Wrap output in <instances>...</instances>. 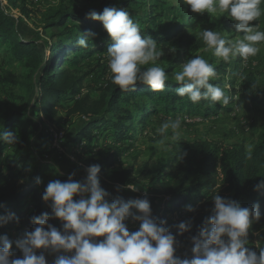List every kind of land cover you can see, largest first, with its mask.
Returning <instances> with one entry per match:
<instances>
[{
	"label": "rangeland",
	"instance_id": "rangeland-1",
	"mask_svg": "<svg viewBox=\"0 0 264 264\" xmlns=\"http://www.w3.org/2000/svg\"><path fill=\"white\" fill-rule=\"evenodd\" d=\"M1 5L4 13L16 20L18 34L23 39L39 45L44 54L43 66H46L53 56L54 44L51 37L61 32H76L81 27L79 23L71 20L63 27H56L55 23L64 14L87 15L90 11L100 13L107 6H116L126 9L145 35L150 36L162 49L163 55L158 63L171 73L170 77L174 71L179 70L180 65L195 55H203L215 69H219L216 78L211 80L221 87L230 85L225 91L234 99L228 106L222 107L219 103L213 102L209 115H206L205 110L207 104L202 102L195 105L190 116L185 111L170 114L159 110L158 114L148 118L145 127L140 126L136 133L129 130L126 133L127 137L116 140L113 130H101L94 132L97 136L91 144L83 143L85 147L83 145L78 147L76 136L92 116L69 115L68 111L73 101L61 100L53 122L46 119L35 104L36 98L40 95L42 70L35 71L26 60L17 61L11 58L6 52L9 48L0 40V129L6 117L14 110L27 117L35 133L33 148L37 159L54 165L57 173L66 179L73 173L75 180L84 179L87 167L78 162L80 153H93L95 156L114 154L117 159L115 169L132 171L136 183L130 186L137 191L127 189L125 187L127 185L105 182L99 175L101 187L110 193L109 199L129 197L134 200L146 196L150 202L152 215L160 220H166V226L176 237L178 243L175 254L182 258L186 255L191 256V237L197 235L204 219L211 214V208L203 204L211 193L205 195L201 201L192 198L189 204L195 209L194 212L180 208L175 212L166 213L164 196L151 191L149 181L140 177L139 173L147 164L152 167L166 163L169 153L183 140L216 142L223 146L242 145L247 151L251 150L257 140L264 115V43L260 45V52L247 61L235 57L225 62L211 52H203V49L190 55L184 50L180 39L194 30L199 35L201 30H216L229 40H235L243 33L235 31L233 27L235 22L227 17V13L216 15L193 13L183 0H1ZM261 8L264 9V3L261 4ZM151 19H155V25L149 23ZM251 24L259 25L260 30H264V12ZM158 37L164 38L167 42L158 43ZM172 48L175 52L171 51ZM105 56L106 52H102L89 59L75 58L64 66L72 75H87L82 96L88 95L93 101L99 98L102 88L110 79ZM10 77L16 83L1 81ZM142 102L147 107L151 106L149 100L135 98L130 107L134 114L138 112ZM177 117L182 119L179 140L171 139V130L161 135L158 131L160 125L169 118ZM60 133L63 134V138L56 147L54 137ZM161 140L164 141L163 144ZM14 149L13 145H9L3 152L6 163L12 159ZM4 171L7 172V169L4 168ZM176 171L177 168L174 166L171 171L166 170V173L172 177ZM52 180H57L56 173L43 171L42 183L39 184L38 190L44 192ZM117 186L120 187L119 191ZM221 195L227 199L232 197L224 188H221ZM186 220L192 221V231L178 235L175 225ZM126 226L130 232H134L138 230L139 223L129 218ZM6 235L13 241L11 250L15 257L22 258V253L15 246V241L24 235V232L20 231V225L15 224ZM248 241V247L259 255L258 247H264V229L257 232L249 230ZM44 254L48 264H51L55 254L48 252Z\"/></svg>",
	"mask_w": 264,
	"mask_h": 264
},
{
	"label": "clouds",
	"instance_id": "clouds-1",
	"mask_svg": "<svg viewBox=\"0 0 264 264\" xmlns=\"http://www.w3.org/2000/svg\"><path fill=\"white\" fill-rule=\"evenodd\" d=\"M183 2L193 13H227L235 22V31L243 33L229 40L219 31L201 30L203 52H211L225 62L235 57L247 61L260 52L264 30L251 22L264 12L261 8L264 0ZM87 18L100 22L111 39L105 56L111 83L123 91L134 90L137 83L147 85L154 92L164 90L169 75L158 63L163 51L150 36L141 35L140 25L126 9L107 6L100 13L90 11ZM94 35L87 31L80 34L76 42L82 48L88 47L89 38ZM216 76L215 67L203 55L192 56L172 73V78L180 85L175 93L193 103L204 100L228 106L234 99L225 91L230 85L221 87L210 83ZM181 124L180 117L169 118L158 131L164 135L171 130V139L179 140ZM17 142L14 132L0 130V143L14 145ZM178 158L183 157L178 154ZM100 171L99 164H92L86 169L83 180H75L73 173L66 181H49L42 200L51 213L32 216L33 229L15 241L22 258L12 252L13 241L7 235L0 236V264H48L45 252L55 254L51 264H264V247H258L259 255L248 247L249 230L261 218L258 203L242 207L235 200L215 194L211 214L204 219L197 235L191 237V256L182 258L175 254L178 242L166 226L167 221L152 215L146 196L127 202L121 198L110 200V193L101 187ZM36 183H42L39 177ZM125 187L137 191L130 185ZM261 189H264V179L254 185L255 191ZM187 211L195 209L187 206ZM129 218L139 223L138 230H128ZM51 220H59L62 231L54 227ZM12 221L19 222L14 213L0 214V226ZM192 227L191 220L175 225L178 235L191 232Z\"/></svg>",
	"mask_w": 264,
	"mask_h": 264
},
{
	"label": "trees",
	"instance_id": "trees-1",
	"mask_svg": "<svg viewBox=\"0 0 264 264\" xmlns=\"http://www.w3.org/2000/svg\"><path fill=\"white\" fill-rule=\"evenodd\" d=\"M69 20L79 23L80 29L52 36L53 56L43 66L44 54L39 45L23 39L16 29V20L5 14L0 7V40L9 48L6 52L14 60H26L35 71L42 70L40 95L35 100L40 112L52 123L59 102L65 100L73 101L69 115L92 116L76 136V143L91 144L97 136L94 132L101 130H113L116 140L125 138L127 131L136 133L140 126L145 127L147 119L156 116L159 110L170 114L185 111L190 116L195 105L202 102L207 104L206 115L210 114L213 102L201 100L193 103L187 97L176 95L175 90L180 85L176 84L167 70L169 80L162 91H151L142 83H137L134 90L123 91L109 79L97 100H90L88 95L83 97L82 88L87 75H72L64 66L75 58L89 59L95 54L106 52L111 39L102 24L87 18V15L64 14L55 26L63 27ZM149 23L155 25V19H151ZM87 31L95 35L89 38V46L82 48L76 41L80 34ZM194 31L180 39L184 50L190 55L205 47L200 35ZM141 35H145L143 30ZM157 40L158 43L167 42L161 37ZM215 70L216 73L219 72V69ZM1 81L16 83L11 77ZM211 82L216 84L210 80ZM135 98L149 100L151 106L147 107L142 102L138 112L134 114L130 107ZM3 129L14 132L18 142L13 145V157L7 163L3 159V152L10 144L0 143V214L14 213L19 222L12 221L0 226V236L6 235L15 224L20 225L21 232L31 231L32 216L43 212L51 213L50 207L42 200L43 191L38 190L39 185L36 183L37 177L42 178L43 171L55 172L57 179L62 182L67 180L57 173L54 165L37 159L33 148L35 133L27 117L14 110L6 117L0 130ZM178 154L183 158H178ZM78 162L87 168L92 164H99V175L110 184L124 186L136 183L132 171L115 169L117 159L114 154L95 156L93 153H80ZM174 166L177 171L170 177L166 170L171 171ZM139 175L149 181L151 191L164 196L166 213L185 209L186 206H191L189 202L193 197L201 201L210 193L203 204L212 208V197L217 193L222 197L221 188L232 194L231 199L239 202L242 207L258 203L261 218L252 225L250 231H260L264 229V189L255 191L254 185L264 179V115L257 140L250 151L242 145L223 146L216 142L183 140L169 153L166 163L152 167L147 164ZM116 198L125 202L133 200L129 197L114 199ZM50 223L62 231L59 220H51Z\"/></svg>",
	"mask_w": 264,
	"mask_h": 264
},
{
	"label": "built area",
	"instance_id": "built-area-1",
	"mask_svg": "<svg viewBox=\"0 0 264 264\" xmlns=\"http://www.w3.org/2000/svg\"><path fill=\"white\" fill-rule=\"evenodd\" d=\"M2 5H1V0H0V7H1ZM2 8V7H1ZM78 98V97H77ZM55 140H54V144H55V146L57 147V146H59L60 145V142H61V140H62V138H63V134H58V135H55ZM84 142H81V143H79V145H78V147H80V145H83V147H84V145L85 144H83Z\"/></svg>",
	"mask_w": 264,
	"mask_h": 264
}]
</instances>
